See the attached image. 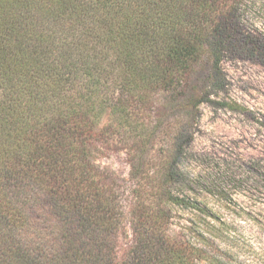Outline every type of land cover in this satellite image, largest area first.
Wrapping results in <instances>:
<instances>
[{
    "label": "trees",
    "instance_id": "trees-1",
    "mask_svg": "<svg viewBox=\"0 0 264 264\" xmlns=\"http://www.w3.org/2000/svg\"><path fill=\"white\" fill-rule=\"evenodd\" d=\"M251 27L249 0H0V264L208 262L184 119L264 62Z\"/></svg>",
    "mask_w": 264,
    "mask_h": 264
},
{
    "label": "rangeland",
    "instance_id": "rangeland-1",
    "mask_svg": "<svg viewBox=\"0 0 264 264\" xmlns=\"http://www.w3.org/2000/svg\"><path fill=\"white\" fill-rule=\"evenodd\" d=\"M249 21L264 36V0H249ZM222 76L213 102L184 119L192 133L182 160L187 192L207 213L179 211L175 224L195 230L191 241L204 237L202 264H264V62L226 59ZM98 163L127 178L121 151H105Z\"/></svg>",
    "mask_w": 264,
    "mask_h": 264
}]
</instances>
